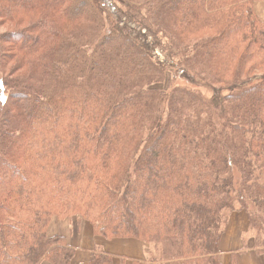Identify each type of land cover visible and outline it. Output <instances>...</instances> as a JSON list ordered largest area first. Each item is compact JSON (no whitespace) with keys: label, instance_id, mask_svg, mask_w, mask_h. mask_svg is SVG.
<instances>
[{"label":"trees","instance_id":"trees-1","mask_svg":"<svg viewBox=\"0 0 264 264\" xmlns=\"http://www.w3.org/2000/svg\"><path fill=\"white\" fill-rule=\"evenodd\" d=\"M255 1L0 0V264H72L55 220L143 253L88 264H221L234 212L264 254Z\"/></svg>","mask_w":264,"mask_h":264},{"label":"crops","instance_id":"crops-1","mask_svg":"<svg viewBox=\"0 0 264 264\" xmlns=\"http://www.w3.org/2000/svg\"><path fill=\"white\" fill-rule=\"evenodd\" d=\"M68 223V221L55 220L50 224L48 233L49 235L63 236L66 240V243L75 250L74 257H80V259L84 261V250L87 249L88 242L91 238L90 234L94 237L92 229L87 224H76L75 222H72L74 223V226L72 229H70ZM247 231L248 222L246 214L244 212L232 213L229 216L220 242L221 264H230L233 257H236L238 264H264V254L258 253L253 248V238ZM99 244L104 245V250L114 257L120 255H125L132 258L143 257L141 250L137 247H122L120 244H108L105 242V240H101V243ZM99 244L94 242L95 247L101 246ZM73 262L74 259L72 260V264ZM41 264L48 263L44 262Z\"/></svg>","mask_w":264,"mask_h":264},{"label":"rangeland","instance_id":"rangeland-1","mask_svg":"<svg viewBox=\"0 0 264 264\" xmlns=\"http://www.w3.org/2000/svg\"><path fill=\"white\" fill-rule=\"evenodd\" d=\"M253 10H254V12H255V14H256V17L261 21V22H263L264 23V1H262V0H257V1H255L254 2V4H253ZM9 27L6 25V26H1L0 25V33H3V32H5L7 29H8ZM158 56H160V54L158 55ZM160 59H162V57L160 56ZM169 81L168 80H166V82H165V84L163 85V86H159V88H162V89H165V90H167L168 89V87H169ZM68 225H69V228L70 229H72V227L74 226V223H72V222H70V223H68ZM249 234H252L250 231H247ZM90 240H89V242H88V245H87V249L86 250H84V261H82L81 259H80V257H77V258H75L74 257V262H73V264H87L88 263V260H89V255H90V253H91V250L93 251L94 250V242H96L97 244H99V243H101V240H103L102 238H100V237H96V236H94V237H96V238H98V239H96V238H94L91 234H90ZM100 239V240H99ZM99 245H101V247L103 248L104 247V245H102V244H99ZM108 245V244H107ZM109 246H111V245H109ZM112 246H115V245H112ZM122 247H131V246H128V245H122ZM143 254V253H142ZM219 254H220V247H219Z\"/></svg>","mask_w":264,"mask_h":264}]
</instances>
